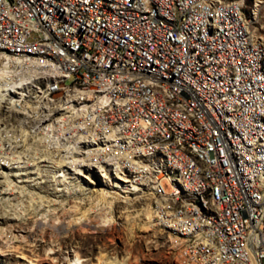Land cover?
I'll use <instances>...</instances> for the list:
<instances>
[{
    "label": "built area",
    "instance_id": "obj_1",
    "mask_svg": "<svg viewBox=\"0 0 264 264\" xmlns=\"http://www.w3.org/2000/svg\"><path fill=\"white\" fill-rule=\"evenodd\" d=\"M105 169L151 196L176 264H264L255 7L0 0V174Z\"/></svg>",
    "mask_w": 264,
    "mask_h": 264
},
{
    "label": "rangeland",
    "instance_id": "obj_2",
    "mask_svg": "<svg viewBox=\"0 0 264 264\" xmlns=\"http://www.w3.org/2000/svg\"><path fill=\"white\" fill-rule=\"evenodd\" d=\"M245 6L264 18V0ZM116 181L106 169L0 174V264H176L151 196Z\"/></svg>",
    "mask_w": 264,
    "mask_h": 264
},
{
    "label": "bare ground",
    "instance_id": "obj_3",
    "mask_svg": "<svg viewBox=\"0 0 264 264\" xmlns=\"http://www.w3.org/2000/svg\"><path fill=\"white\" fill-rule=\"evenodd\" d=\"M116 179V178H115ZM116 183H118L117 181H116ZM120 185L118 184V186H116V187H119ZM104 194V191L102 192V193H100V195H103ZM99 195V196H100ZM111 203V202H110Z\"/></svg>",
    "mask_w": 264,
    "mask_h": 264
}]
</instances>
